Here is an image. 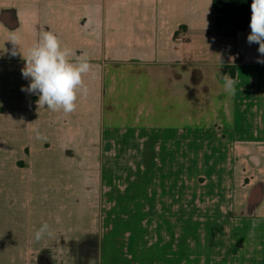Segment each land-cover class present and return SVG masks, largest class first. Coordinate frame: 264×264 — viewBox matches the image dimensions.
<instances>
[{"label":"crops","instance_id":"1","mask_svg":"<svg viewBox=\"0 0 264 264\" xmlns=\"http://www.w3.org/2000/svg\"><path fill=\"white\" fill-rule=\"evenodd\" d=\"M44 30L92 65L71 114L21 91ZM250 32L217 30L211 0H0V264H264Z\"/></svg>","mask_w":264,"mask_h":264},{"label":"clouds","instance_id":"2","mask_svg":"<svg viewBox=\"0 0 264 264\" xmlns=\"http://www.w3.org/2000/svg\"><path fill=\"white\" fill-rule=\"evenodd\" d=\"M250 34L247 36L249 45H259L256 62L264 64V0H252ZM13 47L11 56L18 55L19 37L13 35L10 39ZM21 53V51L19 50ZM24 68L21 69L22 77L29 80L27 87L21 91L38 96V108H47L52 112L71 114L77 109L80 97H86L89 88L83 77L91 72L92 65L89 58L74 53L67 46H62L57 35L50 30L41 32L40 37L23 55ZM223 87L228 94L235 93L236 81L229 75H223ZM37 140L46 141L47 136L38 129H33ZM54 230L48 223H43L34 234L35 241L52 238Z\"/></svg>","mask_w":264,"mask_h":264},{"label":"trees","instance_id":"3","mask_svg":"<svg viewBox=\"0 0 264 264\" xmlns=\"http://www.w3.org/2000/svg\"><path fill=\"white\" fill-rule=\"evenodd\" d=\"M251 3L252 0H211L216 29L228 37L246 29L251 19ZM228 72L234 76L232 67H228Z\"/></svg>","mask_w":264,"mask_h":264},{"label":"rangeland","instance_id":"4","mask_svg":"<svg viewBox=\"0 0 264 264\" xmlns=\"http://www.w3.org/2000/svg\"><path fill=\"white\" fill-rule=\"evenodd\" d=\"M203 42H206V41H203ZM198 45V40L194 42V47H196ZM198 47V46H197ZM193 189H199L202 187L203 185V176L202 174L200 173V167H193ZM243 174H246V173H243ZM242 174V175H243ZM245 182L248 180L247 178H245Z\"/></svg>","mask_w":264,"mask_h":264}]
</instances>
